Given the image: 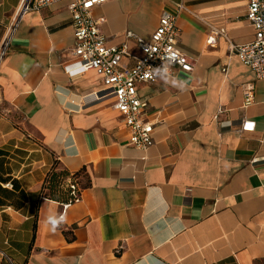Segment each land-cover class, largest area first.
<instances>
[{"label":"crops","instance_id":"0c3cea01","mask_svg":"<svg viewBox=\"0 0 264 264\" xmlns=\"http://www.w3.org/2000/svg\"><path fill=\"white\" fill-rule=\"evenodd\" d=\"M22 1L0 0V264H264V79L228 43L253 39L244 0L92 10L108 45L138 56L135 38L184 6L177 48L194 66L137 85L154 127L144 150L101 79L72 67L70 0L14 20ZM210 28L225 30L213 46ZM244 119L254 131H239ZM52 170L76 174L78 201L47 197Z\"/></svg>","mask_w":264,"mask_h":264},{"label":"built area","instance_id":"2783aa9c","mask_svg":"<svg viewBox=\"0 0 264 264\" xmlns=\"http://www.w3.org/2000/svg\"><path fill=\"white\" fill-rule=\"evenodd\" d=\"M56 1L58 0H23L14 20ZM107 1L109 0H70L67 5L73 31L72 67L80 73L91 70L101 79L105 90L113 99L114 110L128 131V145L144 150L153 144L154 127L145 117L147 101L138 95L137 85L173 77L177 69L190 72L194 66V61L177 48L180 30L176 20L184 6L178 4L172 13L162 12L158 26L148 40L135 38L140 51L137 56L130 54L124 44L108 45L101 33L99 21L92 16V10ZM244 2L245 17L254 29V36L250 42L242 45L228 41L229 51L253 72L256 79H264V0ZM219 36L225 37L224 29L210 28L206 45L213 46ZM125 37L133 38V35L127 32ZM6 45L7 43L0 49V60ZM129 59L133 62L132 65L123 63ZM244 97L246 104L252 101L251 88L245 90ZM254 128L253 121L244 119L239 131L252 132ZM66 187L70 189L71 199L65 206L80 199V188L76 179L67 178ZM62 218L63 214L58 219Z\"/></svg>","mask_w":264,"mask_h":264},{"label":"trees","instance_id":"16d2710c","mask_svg":"<svg viewBox=\"0 0 264 264\" xmlns=\"http://www.w3.org/2000/svg\"><path fill=\"white\" fill-rule=\"evenodd\" d=\"M76 179V174L70 175L66 172H55L52 170L46 177L43 184V189L48 191L47 197L49 199L57 200L59 198L58 193L62 191L65 195L64 203H67L70 199V189L66 187L67 178Z\"/></svg>","mask_w":264,"mask_h":264}]
</instances>
